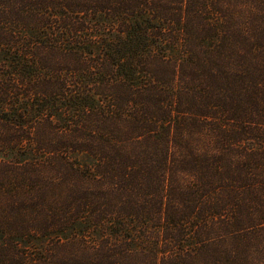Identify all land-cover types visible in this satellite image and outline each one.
Listing matches in <instances>:
<instances>
[{"label":"trees","instance_id":"trees-1","mask_svg":"<svg viewBox=\"0 0 264 264\" xmlns=\"http://www.w3.org/2000/svg\"><path fill=\"white\" fill-rule=\"evenodd\" d=\"M0 264H264V0H0Z\"/></svg>","mask_w":264,"mask_h":264}]
</instances>
